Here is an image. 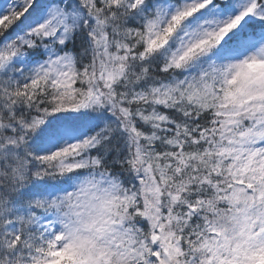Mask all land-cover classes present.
<instances>
[{
	"label": "snow or ice",
	"instance_id": "snow-or-ice-1",
	"mask_svg": "<svg viewBox=\"0 0 264 264\" xmlns=\"http://www.w3.org/2000/svg\"><path fill=\"white\" fill-rule=\"evenodd\" d=\"M0 264H264V0H0Z\"/></svg>",
	"mask_w": 264,
	"mask_h": 264
}]
</instances>
